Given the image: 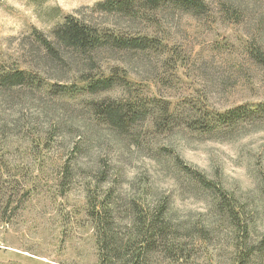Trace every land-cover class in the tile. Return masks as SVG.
<instances>
[{
    "label": "rangeland",
    "instance_id": "374dc122",
    "mask_svg": "<svg viewBox=\"0 0 264 264\" xmlns=\"http://www.w3.org/2000/svg\"><path fill=\"white\" fill-rule=\"evenodd\" d=\"M103 1L0 0V72L32 77L0 90V264H97L90 204L109 202L121 217L164 207L167 242L143 264H264V113L217 117L264 105L253 55L264 53V0H202V16L165 6L137 20L94 13ZM67 16L146 37L151 49L50 59L34 32L53 40ZM89 74L116 84L90 95ZM108 101L145 119L116 129L96 111Z\"/></svg>",
    "mask_w": 264,
    "mask_h": 264
},
{
    "label": "trees",
    "instance_id": "16d2710c",
    "mask_svg": "<svg viewBox=\"0 0 264 264\" xmlns=\"http://www.w3.org/2000/svg\"><path fill=\"white\" fill-rule=\"evenodd\" d=\"M165 6L194 16H202L206 11V5L202 0H104L95 4L92 11L137 20L148 15V11ZM34 34L45 55L50 59L72 61L81 65L93 63L94 57L100 53L145 52L151 49L152 43V40L146 37L116 34L106 27L81 21L74 16L65 17L62 23L54 27L53 40H48L36 32ZM253 55L258 63L264 65L263 52L256 49ZM90 69L88 67L83 69V73H88ZM82 80L84 89L90 95L108 91L116 84L113 77H96L92 74L83 76ZM31 81V75L25 71L0 72V90L17 89ZM132 105L128 101L124 103L108 101L102 103L96 111L103 121L121 130L126 123L134 124L145 119V116L138 117L139 113ZM263 113L264 105H259L254 109L238 107L217 117L227 124H232L243 119L255 121ZM198 184L215 192L217 202L225 205L233 219H238L239 213L234 207L229 206L222 189L216 188L211 182H206L202 176H198ZM143 208V213L133 216L126 214L121 217L118 206L112 202L102 206L90 204V217L98 251L97 264H143L142 257L151 245L159 243L163 246V243L167 242L169 235L167 233L172 225L165 215L164 207L145 205ZM122 228H130L131 233L121 235L118 230ZM243 260L240 257L236 264H243Z\"/></svg>",
    "mask_w": 264,
    "mask_h": 264
}]
</instances>
